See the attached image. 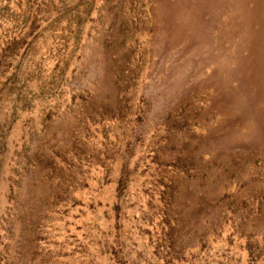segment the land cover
<instances>
[{
  "label": "rangeland",
  "instance_id": "374dc122",
  "mask_svg": "<svg viewBox=\"0 0 264 264\" xmlns=\"http://www.w3.org/2000/svg\"><path fill=\"white\" fill-rule=\"evenodd\" d=\"M253 6L0 0V264H264Z\"/></svg>",
  "mask_w": 264,
  "mask_h": 264
},
{
  "label": "bare ground",
  "instance_id": "6f19581e",
  "mask_svg": "<svg viewBox=\"0 0 264 264\" xmlns=\"http://www.w3.org/2000/svg\"><path fill=\"white\" fill-rule=\"evenodd\" d=\"M224 1V0H223ZM254 3V6L251 10V16L254 22L257 23V25L260 27V32L259 34L256 35L257 37V42L255 44H259V50L262 51V54L259 55V60L257 63H255V67L253 68L255 70V74H257L258 81L261 80L262 76L264 77V0H250ZM240 2V1H239ZM241 4V3H240ZM223 5V4H222ZM225 6V5H224ZM229 8V7H228ZM245 12V11H244ZM245 14V13H244ZM237 18V17H236ZM239 18V17H238ZM246 19V18H245ZM241 20V19H240ZM243 21V20H242ZM184 22V21H183ZM245 23V22H244ZM249 24V23H248ZM239 29V28H238ZM246 33V32H245ZM243 41V40H242ZM244 44V43H243ZM254 44V45H255ZM253 46V45H252ZM253 50V49H252ZM257 51L258 48L256 49ZM256 51V54H257ZM255 52V51H253ZM253 54V53H252ZM256 60V59H255ZM252 62V61H251ZM254 64V63H253ZM251 68V67H250ZM240 71V70H239ZM253 71V70H252ZM254 74V73H253ZM255 78V76H253ZM253 80V78H252ZM255 80H257L255 78ZM245 81V80H244ZM257 81V82H258ZM260 83V82H258ZM257 84V83H256ZM258 87V86H257ZM262 87V86H261ZM258 89V88H257ZM264 90V89H263ZM261 91V90H260ZM260 93V92H259ZM262 93V92H261ZM260 93V94H261ZM263 95V93L261 94Z\"/></svg>",
  "mask_w": 264,
  "mask_h": 264
}]
</instances>
